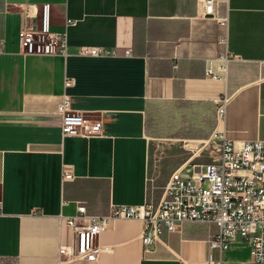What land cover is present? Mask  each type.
<instances>
[{
	"label": "crops",
	"instance_id": "obj_1",
	"mask_svg": "<svg viewBox=\"0 0 264 264\" xmlns=\"http://www.w3.org/2000/svg\"><path fill=\"white\" fill-rule=\"evenodd\" d=\"M45 4L51 29L67 34L66 55L20 46ZM215 9L203 16L197 0H0V264L221 258L210 248L216 225L184 224L146 249L142 222L114 221L90 260L67 224L80 207L106 216L121 205L158 206L174 174L193 178L221 163V135L237 147L264 142V0H216ZM227 52L238 58L226 79L207 78V64ZM65 97L98 134L64 137ZM222 259L256 264L247 240Z\"/></svg>",
	"mask_w": 264,
	"mask_h": 264
},
{
	"label": "built area",
	"instance_id": "obj_2",
	"mask_svg": "<svg viewBox=\"0 0 264 264\" xmlns=\"http://www.w3.org/2000/svg\"><path fill=\"white\" fill-rule=\"evenodd\" d=\"M203 16H215L216 0H197ZM39 25L20 33V46L25 53L39 56L67 54L66 33L54 32L50 24V5L41 8ZM226 22V21H224ZM228 44V39H224ZM81 53L102 56L107 51L82 48ZM238 57L227 52L218 64H207L206 76L210 79H226L228 64ZM73 85L66 81V87ZM226 98L217 104L218 120L225 117ZM62 133L64 137H89L99 133L98 126L89 123L82 113L69 109V99L64 98ZM222 161L209 164L197 176L190 178L176 173L172 176L164 200L158 205H121L106 216H88L85 207L79 214L67 219L77 236L76 251L90 260L98 259L99 236L119 220L140 221L144 225L142 241L150 248L161 242L164 232L176 233L184 224L216 225L218 233L210 241V248L218 251L220 259L210 255V264H229L222 255L238 240L251 245L254 263L264 264V142L235 143L221 135Z\"/></svg>",
	"mask_w": 264,
	"mask_h": 264
}]
</instances>
